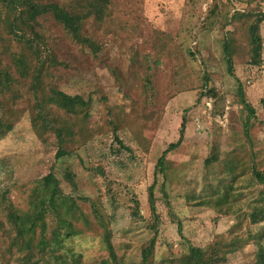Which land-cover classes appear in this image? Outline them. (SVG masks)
<instances>
[{
	"label": "trees",
	"instance_id": "16d2710c",
	"mask_svg": "<svg viewBox=\"0 0 264 264\" xmlns=\"http://www.w3.org/2000/svg\"><path fill=\"white\" fill-rule=\"evenodd\" d=\"M258 1L247 0L245 9L231 11L222 0H211L203 19V30L219 28L224 33L223 60L228 74L236 81V100L242 107L243 118L237 148L215 162L221 165V171L215 174L217 181L205 186L202 192L219 189L245 175H252L264 190V169L258 162L251 136L252 122L264 124V120L257 116L245 84L236 76L237 63L258 70L264 65L261 32L264 11L260 6L252 7ZM117 7V0H0V142L26 119L34 136L56 149L48 172L28 183L25 209L15 204L11 191L0 189V264H233L236 259L242 260L239 264H264V214L250 216L245 211L236 214L227 231L215 235L205 246L186 238L183 221L173 215L182 240L180 252L170 247L157 258L163 225L155 193L157 175L165 173L167 156L183 144L188 109L179 139L168 145L155 166L156 177L147 188V217L141 214L140 199L128 187L125 188L132 194L131 198L125 196V202L120 201L119 185L108 181L102 163L85 165L84 155L98 135L94 100L69 92L84 73L85 63L77 53H64L62 46L68 41L79 47L82 55L88 51L96 57L112 43L108 36H113L116 42L122 31L130 32L132 28L134 34L136 25L123 17V13L119 14ZM167 44L161 40L163 51ZM187 51L188 55H194L190 49ZM127 53L142 74L152 104L155 103L154 80L162 55L153 58L133 45ZM212 80L211 73L205 70L201 87L186 84L184 90H197L198 102L211 99L213 114L223 116L227 98ZM96 94L97 100L107 108L112 139L109 158L114 156L116 163L123 153L133 155V150L120 138V127L106 94L101 89ZM76 160L93 179H106L102 188L95 183L97 195L81 192ZM164 188L166 185L162 189L163 200L173 212ZM190 196L197 194L193 192ZM125 206L132 221L143 222L151 234L141 245L137 261L127 257L133 244L115 243L116 213ZM79 242L93 247L81 248Z\"/></svg>",
	"mask_w": 264,
	"mask_h": 264
},
{
	"label": "rangeland",
	"instance_id": "374dc122",
	"mask_svg": "<svg viewBox=\"0 0 264 264\" xmlns=\"http://www.w3.org/2000/svg\"><path fill=\"white\" fill-rule=\"evenodd\" d=\"M222 1L231 11L247 6V0ZM210 4L211 0H117L116 11L136 25L134 34L132 28L130 32L122 31L116 42L113 36H108L112 43L96 57L88 51L82 55L79 47L68 41L62 46L64 53H77L85 63L84 73L69 92L91 96L94 100L98 135L84 155L85 165L102 163L107 169L108 181L119 185L120 201L125 202V196L131 198L132 194L125 188L128 187L140 199L141 214L145 217L148 216L147 188L156 177L155 166L168 145L179 139L182 119L188 109L183 144L167 156L165 173L157 175L155 193L163 218L157 258L170 247L174 252H180L182 240L173 215L183 221L186 238L205 246L215 235L225 233L239 212L245 211L250 216L264 214V190L252 175L202 192L205 186L217 181L215 174L221 171V165L215 162L237 148L243 118L242 107L236 100V81L228 74L223 60L221 42L224 33L219 28L202 29ZM255 6L264 11V0L252 5ZM261 32L264 39V22ZM160 38L168 43L164 51ZM132 45L153 58L162 55L154 80L156 99L153 104L142 74L127 53ZM188 49L194 52L193 56L188 55ZM205 70L213 77L211 83L227 98L223 116L213 114L211 99L198 102L197 90H184L187 85L201 87ZM236 76L245 84L248 100L255 106L257 116L264 120V65L258 70L237 63ZM97 89L106 94L109 108L120 127V138L133 150V155L123 153L116 163L114 156L109 158L110 125L106 105L97 100ZM251 136L258 162L264 169V124L253 121ZM55 152L52 145L40 142L32 133L29 122L22 119L15 131L0 142V189L11 191L15 204L25 209L28 183L48 172ZM75 166L81 192L97 195L95 183L102 188L106 179H93L79 160L75 161ZM163 185H166L164 189L170 197L173 212L163 200ZM193 192L197 196L188 197ZM114 228L115 243L133 244L127 257L137 261L141 245L151 236L144 223L132 221L125 206L117 211ZM78 244L84 249L93 247L89 243ZM241 261L236 259L233 264Z\"/></svg>",
	"mask_w": 264,
	"mask_h": 264
}]
</instances>
